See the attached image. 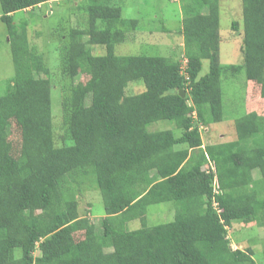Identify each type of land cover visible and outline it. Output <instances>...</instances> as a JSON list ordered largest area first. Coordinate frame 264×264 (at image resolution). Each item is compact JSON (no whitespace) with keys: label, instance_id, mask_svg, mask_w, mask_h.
Returning <instances> with one entry per match:
<instances>
[{"label":"trees","instance_id":"trees-1","mask_svg":"<svg viewBox=\"0 0 264 264\" xmlns=\"http://www.w3.org/2000/svg\"><path fill=\"white\" fill-rule=\"evenodd\" d=\"M50 1L0 0L15 68L0 95V264H259L253 247L232 248L228 228L264 227V103L234 121V140L204 144L202 131L224 120L222 75L243 71L252 96L264 99V0H242V61L226 67L219 0L183 4L184 68L165 55L117 54L138 19H124L113 0L88 5L86 27L58 35L60 145L50 71L30 49L27 23H14L17 11ZM136 81L144 90L128 93ZM158 120L181 134L149 130ZM89 171L104 205L100 229L67 192ZM162 202L173 204L174 220L148 225V206ZM131 221L140 226L129 229Z\"/></svg>","mask_w":264,"mask_h":264},{"label":"rangeland","instance_id":"rangeland-1","mask_svg":"<svg viewBox=\"0 0 264 264\" xmlns=\"http://www.w3.org/2000/svg\"><path fill=\"white\" fill-rule=\"evenodd\" d=\"M102 1L104 0H54L34 8L17 11L14 14V23L18 25L19 29L27 23L25 29L30 49L36 55L41 56L42 63L50 71L57 145L62 144L63 135L60 102V86L63 84L60 76V46L62 42L58 35L67 33L74 28H85L88 17L85 12L86 7ZM111 2L121 5L124 19H138L137 30L130 34L123 43L116 46L117 54L165 55L176 58L182 63V66L185 65L184 40L180 34V26L184 16L183 4L188 0H113ZM219 6L222 40L219 56L220 64L222 67H226L229 64H238L242 61V0H219ZM204 12H207L206 8ZM1 14L0 3V16ZM238 19L242 20L241 26L238 30L233 31L231 25ZM53 31L55 32L53 33ZM84 39L86 40L87 37ZM93 48L97 53L104 52L101 47L93 46ZM207 71L208 60H203L200 75ZM14 76L15 68L8 28L0 18V95L7 91L8 84ZM88 79L89 76L81 74L78 80L86 82ZM221 87L224 120L213 123L209 129L202 131L204 144L236 139L234 121L246 111L252 110L256 106L253 105L255 102L262 101L264 103V99L260 96H252V84L246 80L243 71L235 77L229 76L226 79L222 75ZM144 88L143 82L136 81L130 83L127 92L138 93ZM168 128H173L176 135L181 134V130L175 127L171 120H158L148 126V129L152 131ZM9 138L15 142V148L18 150L20 131L15 123L12 124ZM86 175L82 178L84 180L82 185L76 184V179L79 177L72 178L68 183L67 192L77 200L80 216L89 217L100 229V219L105 215L102 196L99 189L96 188L95 182L92 181V173L89 171ZM254 176L258 178L259 174L255 171ZM146 217L148 225L169 222L174 220L175 208L170 202L151 204L148 206ZM139 226V221H131L128 225L129 229ZM77 235L81 236L83 233ZM228 236L233 249L253 247L257 262L259 264L264 262V227H259L253 222L246 224L234 221L228 228ZM35 255H40L39 250L35 251Z\"/></svg>","mask_w":264,"mask_h":264},{"label":"water","instance_id":"water-1","mask_svg":"<svg viewBox=\"0 0 264 264\" xmlns=\"http://www.w3.org/2000/svg\"><path fill=\"white\" fill-rule=\"evenodd\" d=\"M185 94H186L185 91H182V92H181V95H182V96H185Z\"/></svg>","mask_w":264,"mask_h":264},{"label":"crops","instance_id":"crops-1","mask_svg":"<svg viewBox=\"0 0 264 264\" xmlns=\"http://www.w3.org/2000/svg\"><path fill=\"white\" fill-rule=\"evenodd\" d=\"M180 147H181L180 145H176V146H175L176 149H178V148H180Z\"/></svg>","mask_w":264,"mask_h":264},{"label":"clouds","instance_id":"clouds-1","mask_svg":"<svg viewBox=\"0 0 264 264\" xmlns=\"http://www.w3.org/2000/svg\"><path fill=\"white\" fill-rule=\"evenodd\" d=\"M185 66L183 65V68H184ZM185 73V72H184Z\"/></svg>","mask_w":264,"mask_h":264}]
</instances>
